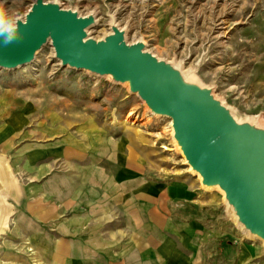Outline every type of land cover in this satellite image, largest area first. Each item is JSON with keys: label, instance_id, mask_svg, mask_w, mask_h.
I'll list each match as a JSON object with an SVG mask.
<instances>
[{"label": "rangeland", "instance_id": "1", "mask_svg": "<svg viewBox=\"0 0 264 264\" xmlns=\"http://www.w3.org/2000/svg\"><path fill=\"white\" fill-rule=\"evenodd\" d=\"M34 1L0 0V6L24 17ZM44 1L94 14L97 22L87 31L95 39L117 23L128 43L141 40L145 50L211 88L238 120L264 125V0ZM168 120L150 112L127 84L62 66L50 41L30 63L0 67V264H50V244L70 238L59 233L69 223L121 216L114 202L87 211L94 197L139 191L159 197L171 222L229 230L219 234V244H249L264 264V242L242 231L218 188L202 186ZM92 168L96 182L81 183ZM31 199L54 208V218L42 224L30 216Z\"/></svg>", "mask_w": 264, "mask_h": 264}, {"label": "water", "instance_id": "2", "mask_svg": "<svg viewBox=\"0 0 264 264\" xmlns=\"http://www.w3.org/2000/svg\"><path fill=\"white\" fill-rule=\"evenodd\" d=\"M24 18L18 39L0 44V67L30 63L50 41L62 66L127 84L150 112L171 120L173 140L202 186L218 188L242 231L264 242V125L238 120L211 88L145 50L141 40L128 43L115 22L95 39L87 32L94 14L82 16L44 0H35ZM4 185L0 165V225Z\"/></svg>", "mask_w": 264, "mask_h": 264}, {"label": "crops", "instance_id": "3", "mask_svg": "<svg viewBox=\"0 0 264 264\" xmlns=\"http://www.w3.org/2000/svg\"><path fill=\"white\" fill-rule=\"evenodd\" d=\"M132 180L136 186L137 180ZM94 199L87 208L90 213L114 202L120 205L111 208L121 216L90 223L83 219L79 226L69 223L67 231L59 233L70 238L50 244V264H260L259 250L249 244H219V234L229 231L221 226L196 228L171 222L159 207V197L139 191L117 199L105 195ZM25 209L42 224L56 213L40 199L28 200ZM109 221L112 227L104 226Z\"/></svg>", "mask_w": 264, "mask_h": 264}, {"label": "clouds", "instance_id": "4", "mask_svg": "<svg viewBox=\"0 0 264 264\" xmlns=\"http://www.w3.org/2000/svg\"><path fill=\"white\" fill-rule=\"evenodd\" d=\"M22 24H26V20L21 12L0 6V44L7 46L17 40Z\"/></svg>", "mask_w": 264, "mask_h": 264}, {"label": "bare ground", "instance_id": "5", "mask_svg": "<svg viewBox=\"0 0 264 264\" xmlns=\"http://www.w3.org/2000/svg\"><path fill=\"white\" fill-rule=\"evenodd\" d=\"M96 22H97V20L95 19V23L94 24H96ZM10 110H11V106H7V109H5V112H9ZM168 121H170V120H168ZM96 171H98V170L97 169H93V168L90 169V172H88V174L85 175L84 178H82L81 183H86V182H89L90 184L95 183L96 182V173H97ZM119 174L121 175L120 172L118 173V175ZM87 194L88 193H85V195H87Z\"/></svg>", "mask_w": 264, "mask_h": 264}]
</instances>
